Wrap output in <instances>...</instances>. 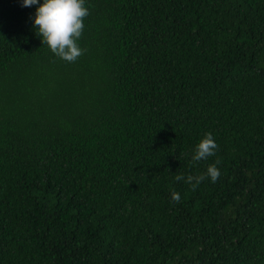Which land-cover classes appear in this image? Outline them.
<instances>
[{"label":"trees","instance_id":"obj_1","mask_svg":"<svg viewBox=\"0 0 264 264\" xmlns=\"http://www.w3.org/2000/svg\"><path fill=\"white\" fill-rule=\"evenodd\" d=\"M0 264H264V0H0Z\"/></svg>","mask_w":264,"mask_h":264}]
</instances>
